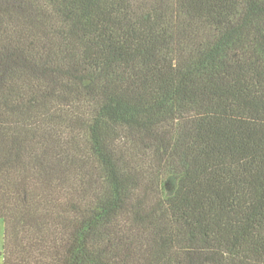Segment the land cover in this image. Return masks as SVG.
Masks as SVG:
<instances>
[{
    "label": "trees",
    "instance_id": "16d2710c",
    "mask_svg": "<svg viewBox=\"0 0 264 264\" xmlns=\"http://www.w3.org/2000/svg\"><path fill=\"white\" fill-rule=\"evenodd\" d=\"M2 264H264V0H0Z\"/></svg>",
    "mask_w": 264,
    "mask_h": 264
},
{
    "label": "rangeland",
    "instance_id": "374dc122",
    "mask_svg": "<svg viewBox=\"0 0 264 264\" xmlns=\"http://www.w3.org/2000/svg\"><path fill=\"white\" fill-rule=\"evenodd\" d=\"M2 246H3V223L0 221V253L2 251ZM0 264H2L1 257H0Z\"/></svg>",
    "mask_w": 264,
    "mask_h": 264
}]
</instances>
